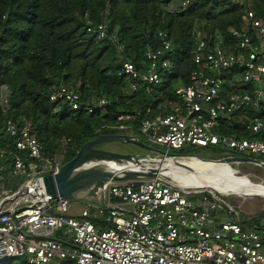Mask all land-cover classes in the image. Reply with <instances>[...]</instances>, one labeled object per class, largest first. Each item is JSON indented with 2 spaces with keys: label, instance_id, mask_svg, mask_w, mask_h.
Returning a JSON list of instances; mask_svg holds the SVG:
<instances>
[{
  "label": "built area",
  "instance_id": "2783aa9c",
  "mask_svg": "<svg viewBox=\"0 0 264 264\" xmlns=\"http://www.w3.org/2000/svg\"><path fill=\"white\" fill-rule=\"evenodd\" d=\"M243 22L226 35L197 25L192 53L196 69L189 83L178 86L175 98L166 99L154 118L144 119L138 134L136 111L118 116L110 129L137 136L153 147L161 145L167 155L193 146L220 147L264 158V140L220 132L223 123L231 126L235 122L245 125L252 136L264 132L260 117L264 21L246 10ZM88 25V32L98 41L107 38V23ZM159 37L162 47L147 50L140 66L129 60L123 63L128 93H137L141 86L161 87L165 76L174 72L166 57L173 42L166 33H159ZM50 99L67 103L73 111L85 109L93 114L96 110L90 105L83 107L81 96L66 86L56 89ZM108 103L103 98L97 107L104 109ZM8 104V97H4V113ZM248 111L253 112L251 116ZM241 117L247 121H240ZM0 145H5L0 147V262L264 264V218L246 224L241 209L229 199L233 196L187 189L163 177L110 180L103 185L100 203L80 209L81 201L50 200L42 191L43 177L59 173L64 165L73 145L70 139L60 142L54 156L46 155L30 121L9 119L4 125L0 122ZM8 157L13 161L7 167ZM141 157L144 168L161 166L158 159ZM162 158L167 161V156ZM15 181L20 183L16 189L11 187Z\"/></svg>",
  "mask_w": 264,
  "mask_h": 264
},
{
  "label": "trees",
  "instance_id": "16d2710c",
  "mask_svg": "<svg viewBox=\"0 0 264 264\" xmlns=\"http://www.w3.org/2000/svg\"><path fill=\"white\" fill-rule=\"evenodd\" d=\"M185 1L0 0L1 124L9 119L30 121L50 156L56 154L62 140L70 139L73 145L63 164L99 135L121 134L110 129L120 115L138 113V134L141 122L154 118L166 99L175 98V89L189 83L196 69L192 53L197 25L226 35L230 28L243 25L246 10L264 21V0H191L184 7ZM88 22L96 27L107 23V38L98 41L88 32ZM161 32L173 42V50L166 57L174 72L165 76L161 87L141 86L137 93H128L123 63L129 60L140 66L147 50L162 47ZM61 86L76 91L83 107L90 105L95 113L73 111L67 103L52 102L51 95ZM4 96L9 101L6 113L2 108ZM103 98L109 103L99 109L97 104ZM251 113L248 111V116ZM260 117L264 119V103ZM239 120L247 121L243 117ZM220 132L264 140V132L252 136L241 122L231 126L223 123ZM176 154L187 155L181 150ZM11 158L5 160L7 167L12 165ZM263 218L264 212L250 221L243 220L250 224ZM17 260L0 264H18ZM22 260L20 264H28Z\"/></svg>",
  "mask_w": 264,
  "mask_h": 264
},
{
  "label": "water",
  "instance_id": "95a60500",
  "mask_svg": "<svg viewBox=\"0 0 264 264\" xmlns=\"http://www.w3.org/2000/svg\"><path fill=\"white\" fill-rule=\"evenodd\" d=\"M109 143L132 144L144 151L156 153L160 156H167L172 159L179 167H184L191 171L187 166L179 163V157L183 155L169 154L157 151L154 147L144 143L139 137L126 134H102L92 141L83 145L77 155L65 163L59 173L46 175L43 177V195L50 200L59 198L86 201L93 200L100 203L103 196V185L106 181H126L131 179H149L165 177V168L161 165L158 168H144L142 165L141 154H122L119 152L107 151L100 148ZM189 158H197L202 162L220 163L231 167L232 164L251 163L264 169L261 161L249 160L244 158H226L221 160H204L195 155H185ZM157 161L162 164L164 158ZM137 167V170L133 169ZM252 197H259L253 195Z\"/></svg>",
  "mask_w": 264,
  "mask_h": 264
},
{
  "label": "rangeland",
  "instance_id": "374dc122",
  "mask_svg": "<svg viewBox=\"0 0 264 264\" xmlns=\"http://www.w3.org/2000/svg\"><path fill=\"white\" fill-rule=\"evenodd\" d=\"M7 96V95H6ZM4 96V97H6ZM246 116V115H244ZM114 130V129H113ZM117 131V130H115ZM119 132V131H117ZM144 140V139H143ZM145 141V140H144ZM146 142V141H145ZM154 148L157 151H163L164 147L161 145H155ZM102 149L112 152H119L122 154H142L145 156H149L152 159H159L161 158L160 155L152 152L144 151L132 144H119V143H109L102 146ZM182 154L187 155H195L197 157H200L204 160H221L226 158H244V159H250L255 161H262L264 160L263 157H258L257 155L249 154V153H240L236 151H230V150H224L220 147H208V148H200V147H193V146H186L182 150ZM180 151H175L174 153ZM179 155V154H176ZM181 160H189L194 158H189L186 156L179 157ZM196 159V158H195ZM167 163V161H163L161 165H164ZM233 169V173L237 176L246 178L247 180L251 181L253 184L256 185H262L264 186V169L260 167H256L253 165H239V164H232L231 165ZM20 186V183L18 181L13 182L11 185L12 188L16 189ZM197 189V188H195ZM251 198H246L243 196H233L229 199L232 201V203L237 207L240 208L244 217L248 220H252L257 218L262 212H264V197H252L251 195H245ZM94 201L91 199H87L86 201H82L80 209L84 208L85 205L93 204ZM22 259H18L17 263H22Z\"/></svg>",
  "mask_w": 264,
  "mask_h": 264
},
{
  "label": "bare ground",
  "instance_id": "6f19581e",
  "mask_svg": "<svg viewBox=\"0 0 264 264\" xmlns=\"http://www.w3.org/2000/svg\"><path fill=\"white\" fill-rule=\"evenodd\" d=\"M179 163L191 169L179 167L172 159L162 167L164 175L180 186L192 190H209L227 196L259 195L264 197V186L253 184L233 173L232 167L220 163H207L199 159L181 160ZM197 188V189H195Z\"/></svg>",
  "mask_w": 264,
  "mask_h": 264
},
{
  "label": "flooded vegetation",
  "instance_id": "af4514ba",
  "mask_svg": "<svg viewBox=\"0 0 264 264\" xmlns=\"http://www.w3.org/2000/svg\"><path fill=\"white\" fill-rule=\"evenodd\" d=\"M153 147V146H152ZM101 148H102V146H101ZM141 156H145V155H142L141 154ZM250 160V159H249ZM244 164H246V165H253V166H256V167H259L258 165H255V164H251V163H241V164H239V165H244ZM261 168V167H260Z\"/></svg>",
  "mask_w": 264,
  "mask_h": 264
}]
</instances>
